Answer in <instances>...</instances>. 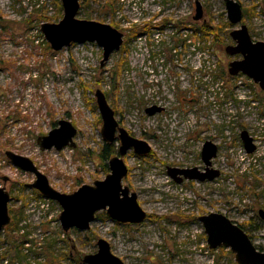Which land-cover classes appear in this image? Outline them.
<instances>
[{
  "label": "rangeland",
  "instance_id": "1",
  "mask_svg": "<svg viewBox=\"0 0 264 264\" xmlns=\"http://www.w3.org/2000/svg\"><path fill=\"white\" fill-rule=\"evenodd\" d=\"M196 1L203 8L198 21ZM235 1L244 16L234 25L225 0H80L79 19L124 34L102 66L96 43L54 51L46 41L41 26L63 18L61 0H0V187L10 195L11 217L0 231V264H84L100 239L125 264H237L229 249L209 248L198 218L210 213L242 225L264 251V90L244 74L231 76L229 64L242 57L226 52L242 24L264 42V0ZM203 24L217 28L205 36L197 31ZM98 90L119 125L151 146L147 155L131 148L123 156L122 184L137 194L147 219L123 224L100 211L89 230L65 232L60 204L32 188L36 176L6 153L30 159L61 193L104 180L121 143L102 137ZM153 106L161 111L149 116ZM61 120L77 129L75 147L42 150L38 137ZM243 131L253 138L251 154ZM206 141L218 147L209 169L219 176L173 179L169 168L207 172Z\"/></svg>",
  "mask_w": 264,
  "mask_h": 264
},
{
  "label": "water",
  "instance_id": "2",
  "mask_svg": "<svg viewBox=\"0 0 264 264\" xmlns=\"http://www.w3.org/2000/svg\"><path fill=\"white\" fill-rule=\"evenodd\" d=\"M63 18L58 23H44L41 26L46 41L51 49L60 51L73 43H96L103 48V66L114 51L119 50L124 43V34L110 24L94 20L79 19L81 8L80 0H61ZM227 16L232 24H239L243 20L241 5L235 0H225ZM203 17V8L196 1V15L194 20ZM234 45L226 47L227 54L239 55L240 60H234L229 64V74L237 76L244 74L253 79L264 90V42L253 41L246 25L230 33ZM96 99L103 121L102 137L108 144L116 141V134L120 140L119 154L109 161L110 173L104 180L95 181L93 185H82L71 194L61 193L51 187L47 177L42 174L34 163L21 155L7 152L8 159L24 171L33 173L36 181L31 184L46 199L57 201L62 212L60 222L62 229L69 232L71 229L87 231L96 220L100 211H106L107 215L123 224H139L147 219V213L138 203L137 194L123 186L122 180L128 174V168L123 161V156L131 148L139 155H147L151 152V146L140 139L131 136L128 131L120 127L115 118V112L107 102L105 94L98 90ZM161 108L153 106L146 109L149 116L160 112ZM59 127L53 129L48 135L38 137L37 142L42 150L55 148L61 151L66 147H75L74 138L77 129L67 120L58 122ZM243 145L248 153L256 149L253 138L247 131L241 133ZM218 154V147L211 141H206L201 152L202 159L207 166V172H199L197 169H173L168 173L173 179L181 174L185 179L212 181L219 176L218 171L209 169L211 160ZM179 182L182 179H177ZM7 181V178H4ZM10 195L4 187H0V231L11 222L8 204ZM264 219V212L260 211ZM203 224L207 235V243L210 249L224 247L229 249L237 264H264V251H260L253 243L248 233L238 224L221 213H210L198 218ZM98 250L94 254L84 256V264H125L119 257L113 254L110 244L100 239L97 242Z\"/></svg>",
  "mask_w": 264,
  "mask_h": 264
},
{
  "label": "trees",
  "instance_id": "3",
  "mask_svg": "<svg viewBox=\"0 0 264 264\" xmlns=\"http://www.w3.org/2000/svg\"><path fill=\"white\" fill-rule=\"evenodd\" d=\"M38 17H39V18H43V17H45V16L42 15V14H38ZM197 28H198V29H197L198 32H202L203 35H205V36H209L210 34L213 33V30L216 29L217 27H216V26L212 27V26H210V25L203 24V25H201L200 27L197 26ZM108 148H109V145H107V146L105 147L104 153L108 150ZM241 227H242V225H241ZM242 228H243V227H242ZM243 229H244V228H243ZM81 262H82V261H81Z\"/></svg>",
  "mask_w": 264,
  "mask_h": 264
},
{
  "label": "flooded vegetation",
  "instance_id": "4",
  "mask_svg": "<svg viewBox=\"0 0 264 264\" xmlns=\"http://www.w3.org/2000/svg\"><path fill=\"white\" fill-rule=\"evenodd\" d=\"M244 16V15H243ZM252 38V37H251ZM254 41V40H253ZM121 127V126H120ZM117 138H118V136H117V134H116V140H117ZM119 139V138H118ZM120 141V140H119Z\"/></svg>",
  "mask_w": 264,
  "mask_h": 264
}]
</instances>
